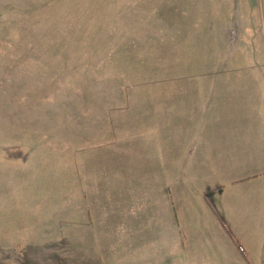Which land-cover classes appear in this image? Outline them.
Wrapping results in <instances>:
<instances>
[{"label":"rangeland","instance_id":"obj_1","mask_svg":"<svg viewBox=\"0 0 264 264\" xmlns=\"http://www.w3.org/2000/svg\"><path fill=\"white\" fill-rule=\"evenodd\" d=\"M249 70L264 0H0V264H167L170 124Z\"/></svg>","mask_w":264,"mask_h":264},{"label":"crops","instance_id":"obj_2","mask_svg":"<svg viewBox=\"0 0 264 264\" xmlns=\"http://www.w3.org/2000/svg\"><path fill=\"white\" fill-rule=\"evenodd\" d=\"M214 75L197 88L200 109L169 127V165L183 175L171 188L184 197L167 203V264H264V70Z\"/></svg>","mask_w":264,"mask_h":264}]
</instances>
